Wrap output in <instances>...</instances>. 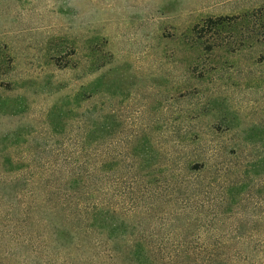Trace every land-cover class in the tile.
Returning a JSON list of instances; mask_svg holds the SVG:
<instances>
[{"label": "rangeland", "instance_id": "374dc122", "mask_svg": "<svg viewBox=\"0 0 264 264\" xmlns=\"http://www.w3.org/2000/svg\"><path fill=\"white\" fill-rule=\"evenodd\" d=\"M261 7L252 39L247 22L209 48L193 32ZM262 37L264 0H0V264H37L5 237L7 179L76 177L129 223L120 245L264 264Z\"/></svg>", "mask_w": 264, "mask_h": 264}, {"label": "trees", "instance_id": "16d2710c", "mask_svg": "<svg viewBox=\"0 0 264 264\" xmlns=\"http://www.w3.org/2000/svg\"><path fill=\"white\" fill-rule=\"evenodd\" d=\"M262 10L261 7L239 17H207L193 26V32L198 42L209 48L217 33L247 22L246 38L252 39L258 34L254 32L256 26L250 25H257L256 15ZM242 42L240 39L238 45ZM16 168L11 163L7 171H17ZM84 172L92 176L95 164L88 165ZM5 189L9 218L5 237L11 246L26 252L24 257L37 259V264H59L56 261L61 257L97 258L100 264H232L245 254L222 243L120 245L118 239L130 233V225L120 222L114 204L103 202L100 179L12 178L7 179ZM6 254L14 256L10 251Z\"/></svg>", "mask_w": 264, "mask_h": 264}]
</instances>
